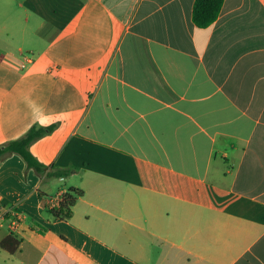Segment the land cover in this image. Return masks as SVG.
Masks as SVG:
<instances>
[{"label":"crops","instance_id":"1","mask_svg":"<svg viewBox=\"0 0 264 264\" xmlns=\"http://www.w3.org/2000/svg\"><path fill=\"white\" fill-rule=\"evenodd\" d=\"M195 1L0 0L20 51L0 38V147L47 129L28 203L0 197V243L20 240L0 264H264V0L206 28ZM16 156L2 182H23ZM71 188L55 218L46 197Z\"/></svg>","mask_w":264,"mask_h":264},{"label":"trees","instance_id":"2","mask_svg":"<svg viewBox=\"0 0 264 264\" xmlns=\"http://www.w3.org/2000/svg\"><path fill=\"white\" fill-rule=\"evenodd\" d=\"M224 0H196L193 8V22L200 28L211 26L220 16ZM50 130V129H49ZM47 133V129L33 126L23 137L7 143L0 147V158L9 154L20 155L29 168H33L38 172H42L43 165L30 151V146L36 140L40 139ZM83 192L81 190L69 189L67 200L62 208L52 212V215L58 219L69 218L71 216V208L76 204ZM63 210H66V217L63 216ZM20 246V240L13 234L6 237L0 243V249L9 253H14Z\"/></svg>","mask_w":264,"mask_h":264},{"label":"rangeland","instance_id":"3","mask_svg":"<svg viewBox=\"0 0 264 264\" xmlns=\"http://www.w3.org/2000/svg\"><path fill=\"white\" fill-rule=\"evenodd\" d=\"M0 38H2L5 42V44H2V47H8L9 51L13 50L16 53H19V47H18V39L14 36V35H10L8 36L7 33H5V30L0 29ZM24 53H27L29 55H32L31 53H29L28 51H24ZM4 51L3 49L0 50V56H4ZM17 59H19V56H17ZM15 73H8L7 75H5V68L1 67L0 64V89L6 88L7 85L15 78ZM14 159H18L19 162L12 161L11 163H13V166H18L20 167L19 171L23 172V175L21 177V179L23 180V182L20 184H18L16 181V178L8 175L5 178V181L2 182L0 179V197L4 199V204H10V206H12L13 208H18L21 209L24 205H26L28 202L25 201V196L30 192V185L34 186L33 184H35V182L39 181V176L36 175L34 176V178L29 179L27 181L25 174L26 171L25 170V165L26 162L20 158L19 156H16V158ZM9 162H0V172L1 169L3 168L4 165H6ZM22 166V168H21ZM27 169V168H26ZM37 185V184H36ZM1 213V211H0ZM3 223L5 226H8L10 224L9 221H1L0 219V224Z\"/></svg>","mask_w":264,"mask_h":264},{"label":"built area","instance_id":"4","mask_svg":"<svg viewBox=\"0 0 264 264\" xmlns=\"http://www.w3.org/2000/svg\"><path fill=\"white\" fill-rule=\"evenodd\" d=\"M12 55H15V53H13ZM25 60L27 61H30L28 59L25 58ZM63 180V178H62ZM67 194H68V191H60L58 192L56 195L54 196H50V197H46L45 199V208L50 212H54V211H57L59 209L62 208L63 204L66 202L67 200ZM63 216L66 217V210H63ZM22 215L19 214L16 216V218L13 220V223H12V229L15 230L16 229V226L21 222L22 220ZM64 219H67V218H64Z\"/></svg>","mask_w":264,"mask_h":264}]
</instances>
